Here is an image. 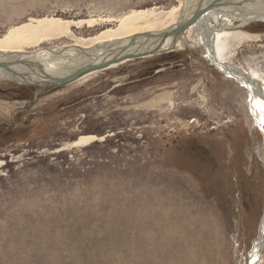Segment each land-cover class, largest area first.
Instances as JSON below:
<instances>
[{"label": "rangeland", "instance_id": "obj_1", "mask_svg": "<svg viewBox=\"0 0 264 264\" xmlns=\"http://www.w3.org/2000/svg\"><path fill=\"white\" fill-rule=\"evenodd\" d=\"M184 1L0 0V38L40 19L73 22L69 35L22 48L58 51L135 11L164 27ZM231 31L249 39L228 61L264 79V24ZM194 39L65 87L0 80V264H249L264 133L251 94ZM82 136L103 140L73 146Z\"/></svg>", "mask_w": 264, "mask_h": 264}, {"label": "bare ground", "instance_id": "obj_2", "mask_svg": "<svg viewBox=\"0 0 264 264\" xmlns=\"http://www.w3.org/2000/svg\"><path fill=\"white\" fill-rule=\"evenodd\" d=\"M213 1H222L229 5L226 6L223 5V3H220L221 5L216 10L208 12L204 18H201L196 24L190 26L184 35L181 36L180 40H175L174 50L168 48L173 43V39H169L159 46L158 43H155L157 40L156 35L154 38H142L140 37V34L158 33L175 26L180 22H184L197 10L201 0H185L179 7H176L173 10L171 9L172 11L167 12L166 14L163 13L164 20L171 22L166 26L164 25V27L161 26V28H159V26L165 22L159 20L158 15H156L155 12L135 11L121 19L115 29L106 30L94 38L84 40L82 43L77 41L76 43L70 46H65L58 51L45 48L34 52H24L22 48L38 47V45H41L45 41L69 35L70 27L73 22L46 18L14 28L9 31L4 38H0V61L9 64L14 59H25L24 61L26 63H33L31 68L35 69L38 74H33L32 69L29 71L27 65L16 64L12 65L9 71L0 68V80H11L19 85H32V87L38 89H52L54 88L52 84L44 85L47 80L39 73L40 71L38 70L36 63L41 64L47 72L63 77L72 74L75 70L83 66L101 62L102 59H110L114 56H120L122 52L117 46L119 45L121 47L126 45L132 37L136 36V43L133 47L127 49L125 52L126 54H136L140 51L148 49L153 50L157 47H162L161 49H158L160 51L158 55H161L172 53L175 50L186 47L189 48L191 42H188V34L193 33L198 46L205 50V56L203 58L209 61V63L220 73L226 75V77H232L243 84L247 89V92L251 94L253 98L251 104L253 118L256 120L257 126L259 127L258 129L264 133V79L260 78L256 73L246 72L244 69L232 64V61L229 62L227 59L230 57L229 53L232 49V43L240 44L249 39L248 34L231 30L243 29L244 27L246 28L256 23L263 22L264 24V20L252 23L243 20L242 16H252L255 13L252 11H256L253 4L247 5L245 3L246 0H204L202 6L205 7ZM256 6L259 10H262V6ZM180 10V20L178 19L176 22V14ZM231 13H234V16L229 15ZM152 18L154 19L153 21H151ZM92 21H81L80 23H88L91 25ZM94 22L96 23V21ZM143 22H146V26H141V23ZM76 23H74V25ZM133 60L137 59L117 62L106 69L92 71L75 82L94 73L109 70L112 67ZM13 71H15V73H13ZM72 83L66 84L62 87ZM41 93L42 92H38V95ZM17 112L22 111L17 108L14 111V114L16 115ZM100 140H103V138H98L97 136H82L74 142L73 146H89ZM263 237L264 216L260 223L259 236L257 237L256 242H254L249 257V264H260L262 250H264V242L261 241Z\"/></svg>", "mask_w": 264, "mask_h": 264}, {"label": "water", "instance_id": "obj_3", "mask_svg": "<svg viewBox=\"0 0 264 264\" xmlns=\"http://www.w3.org/2000/svg\"><path fill=\"white\" fill-rule=\"evenodd\" d=\"M203 1L204 0H201V3L199 4L197 10L193 13V15L189 19L185 20L184 22H180L179 24H176L175 26H173L171 28H167V29L160 31L158 33L140 34V37H142V38H154L156 35L157 40L155 43H158L159 46L163 42H165L169 39H173L174 40V41L172 40L173 43L168 48L174 50L175 49V42L177 40H180L181 36L184 35L186 30L190 26L196 24L201 18H204L208 12L216 10L221 5L220 3H223V5H226V6L229 5V4H226L222 1H220V2L219 1H213V2H210L209 4H207L205 7H203L202 6ZM245 3L247 5L253 4L254 8H256V11H252V12H255L252 16H247V15H244V17L242 16L244 21H246L248 23H252V22H259V21L264 20V0H246ZM256 5L262 6V10H259ZM229 15L234 16V13L233 14L231 13ZM135 43H136V36L132 37L126 45H123L121 47L119 45L117 46L118 49L122 52L120 56H114L110 59H102L101 62L91 64V65H87V66H83V67L75 70L72 74H69V75L63 76V77H60L54 73L47 72L41 64L36 63V66L38 67V70L40 71L39 73L41 75H43V77L47 80L46 83H44V85L52 84L54 87L53 89H55L58 87H62L66 84L75 82L79 78L83 77L85 74H88L92 71L102 70V69H106L108 67H111L113 64H116L117 62H121V61H125V60H131V59H138V58L148 57V56H152V55H157L158 53H160V51L158 49L162 48V47L161 48L157 47L156 49H153V50L148 49V50L137 52L136 54H126L125 52L127 51V49L133 47L135 45ZM24 60L25 59H14L9 64L0 61V68H3L5 70L9 71V69H11L12 65L20 64V65H27L28 66L27 68H29V71H30L32 69L31 65L33 63H31V62L26 63ZM32 71H33V74H35V75L38 74V73H36L35 69H32ZM13 73H15V71H13ZM18 109L21 111L25 110L24 108H18ZM3 122H5V121H2V123ZM261 241L264 242V237Z\"/></svg>", "mask_w": 264, "mask_h": 264}, {"label": "flooded vegetation", "instance_id": "obj_4", "mask_svg": "<svg viewBox=\"0 0 264 264\" xmlns=\"http://www.w3.org/2000/svg\"><path fill=\"white\" fill-rule=\"evenodd\" d=\"M3 123H5V124H7V125H8V122H7V121H5V122H3Z\"/></svg>", "mask_w": 264, "mask_h": 264}]
</instances>
